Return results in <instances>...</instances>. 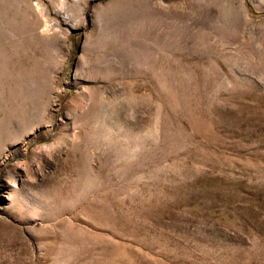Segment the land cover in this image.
I'll return each instance as SVG.
<instances>
[{
  "label": "rangeland",
  "instance_id": "374dc122",
  "mask_svg": "<svg viewBox=\"0 0 264 264\" xmlns=\"http://www.w3.org/2000/svg\"><path fill=\"white\" fill-rule=\"evenodd\" d=\"M84 4L0 0V264H264V0Z\"/></svg>",
  "mask_w": 264,
  "mask_h": 264
},
{
  "label": "bare ground",
  "instance_id": "6f19581e",
  "mask_svg": "<svg viewBox=\"0 0 264 264\" xmlns=\"http://www.w3.org/2000/svg\"><path fill=\"white\" fill-rule=\"evenodd\" d=\"M63 1H64V0H63ZM73 1L75 2V4L77 3L78 5H80V4L83 5V4H84L85 2H87L88 0H72V2H73ZM35 2H36V1H35ZM40 2H41V1H40ZM40 2H39V3H40ZM39 3H38V5H37L38 8H39V6H40ZM35 6H36V5H35ZM83 6H84V8H85V4H84ZM33 8H34V7H33ZM38 8L36 7L35 9H38ZM80 9H81V8H80ZM81 10H82V9H81ZM40 12H42V11H40ZM58 12H59V11H58ZM58 12H57V13H58ZM60 14H61V13H60ZM64 16H65L64 18L68 19V18H67V17H68V14H67V13H66ZM39 19H40V18H39ZM46 21H47V20H46ZM66 21H68V20H66ZM46 24H47V23H46ZM47 25H48V24H47ZM44 26H45V25H44ZM39 32L41 33V34L39 33L40 35L46 33V31H45V30L43 31V29L40 30ZM40 37H41V36H40ZM43 37H45V36L43 35ZM13 196H14V195L11 194L10 197H8V199H9V200L13 199ZM12 202H13V201H12Z\"/></svg>",
  "mask_w": 264,
  "mask_h": 264
}]
</instances>
